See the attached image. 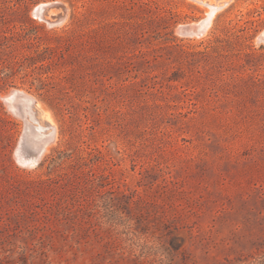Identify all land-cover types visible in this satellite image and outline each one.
Wrapping results in <instances>:
<instances>
[{"label":"rangeland","instance_id":"rangeland-1","mask_svg":"<svg viewBox=\"0 0 264 264\" xmlns=\"http://www.w3.org/2000/svg\"><path fill=\"white\" fill-rule=\"evenodd\" d=\"M218 1L0 0V264H264V0Z\"/></svg>","mask_w":264,"mask_h":264},{"label":"water","instance_id":"water-1","mask_svg":"<svg viewBox=\"0 0 264 264\" xmlns=\"http://www.w3.org/2000/svg\"><path fill=\"white\" fill-rule=\"evenodd\" d=\"M67 13L68 9L65 4L58 1L42 3L38 5L34 11V14L43 20L48 16L51 17L53 23L64 21L67 17ZM212 15L197 21L196 24L191 23L183 26L182 32L190 35H203L211 25ZM260 38L264 40V30L261 32ZM8 97L11 104L14 105L15 111L26 119L28 133L35 132L38 137L37 140H40L39 144L41 142V146H36L30 155L24 152V143H21L18 148L17 158L24 165H35L40 161V151H42L41 149L43 147L42 143H48L54 139L56 127L49 118L44 116L46 108H44L41 102L33 95L14 90L9 93ZM33 157L35 158L34 161L32 160Z\"/></svg>","mask_w":264,"mask_h":264},{"label":"bare ground","instance_id":"bare-ground-1","mask_svg":"<svg viewBox=\"0 0 264 264\" xmlns=\"http://www.w3.org/2000/svg\"><path fill=\"white\" fill-rule=\"evenodd\" d=\"M202 1H203V0H202ZM207 2H208V1H207ZM223 2H224V1H223ZM221 3H222V2H221V1H218V0H216V3H211V1L209 0V5H210V9H211V10H210V12H208V16L214 14L215 11L218 9V6H216V4H221ZM208 10H209V9H208ZM212 16H213V15H212ZM197 37H198V36H197ZM44 116L47 117V118H49L50 120H52V119H51V116H50V114H49V112L46 111V110H45V112H44ZM54 138H55V137H54ZM53 140H54V139H52L51 141H53ZM51 141H49V142H51ZM49 142H48V143H49ZM48 143H44V144L42 143V146H43V147H42V149H41L42 151H40V154L43 153V151H44V149H45V147L47 146ZM40 146H41V142H40V144L38 145V147H40ZM34 159H35V158L33 157L32 160L34 161ZM38 159H39V158H38Z\"/></svg>","mask_w":264,"mask_h":264},{"label":"trees","instance_id":"trees-1","mask_svg":"<svg viewBox=\"0 0 264 264\" xmlns=\"http://www.w3.org/2000/svg\"><path fill=\"white\" fill-rule=\"evenodd\" d=\"M0 70H2V69H0Z\"/></svg>","mask_w":264,"mask_h":264}]
</instances>
